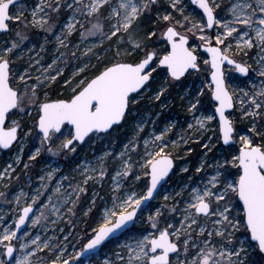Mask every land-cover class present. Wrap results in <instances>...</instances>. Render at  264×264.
<instances>
[{
	"label": "snow or ice",
	"instance_id": "6c2138e0",
	"mask_svg": "<svg viewBox=\"0 0 264 264\" xmlns=\"http://www.w3.org/2000/svg\"><path fill=\"white\" fill-rule=\"evenodd\" d=\"M188 2L196 7L198 16L187 10L185 0H165L167 6L163 8L161 0H36L30 9L23 0H0V34H12L0 42V150L18 146L17 164L29 137L38 140L28 156L30 161L44 151L53 157L74 154L86 139L105 138L121 125L131 106L160 76L163 83L153 97L157 101L171 82L201 72L210 74L207 92L201 88L195 95L185 94L189 96L187 111L194 121L187 125L191 135L181 137L185 143H199L211 132L209 142L202 145L204 149L211 150L214 137L223 145L235 144L236 129L230 118L233 113L228 110L236 108L237 100L241 119L250 121L247 134L239 135L235 153L210 165L212 174L202 186L189 185L174 195H164V201L171 203L149 211L144 221L146 232L130 236V242L119 245L121 250L113 253L115 259L105 258L102 264H257V256L264 260V84L253 91L239 89L237 95L227 83L230 72L249 75L251 66L235 56H248L253 48L259 49L257 74L264 77V0H228L224 15L218 11L224 0ZM63 16L66 19L62 20ZM145 16L153 23L142 30L140 22ZM31 31L43 34L41 52L47 51L45 46L54 40L56 48L50 63L42 64L40 53L31 56L35 46H25ZM74 35H78L79 43L72 39ZM90 38L95 40L82 50L81 44ZM193 39L198 43L190 44ZM113 48V58L105 60L103 53ZM25 51L29 53L27 67L18 68L17 61L24 59ZM93 58L95 64L91 63ZM68 59L80 62L65 78L60 65L67 66ZM58 78H64L70 95L53 99L50 88ZM204 95L212 105L210 113L202 107L200 97ZM13 115L32 117L27 130L21 120L10 119ZM143 131L140 122L118 154L106 152L95 165H77V169H83L86 185L94 179L90 173L100 180L107 175L106 157L120 162L111 177V206H105L100 221L95 227L88 225L82 236L74 237L70 231L54 242L52 237H33L30 231L18 235L29 220L35 228L49 221L51 214L57 217L51 220L56 224L63 218L62 208L71 224L79 195L86 191L80 184H70L72 191L65 192L63 200L57 196L53 203V197L48 196L38 215L30 216L42 194L39 190L31 202L24 199L23 191L6 200L15 204V218L9 223L0 215V264H93L89 254L138 221L173 168L165 140L170 127L151 140L140 136ZM141 140L143 155L133 161L132 154H140ZM171 143L175 146L177 142ZM137 165L146 178L144 190H122V181L130 175L141 179L140 174L133 173ZM28 167L25 163L24 168ZM10 170L15 171L12 164L0 172V180ZM203 170V163L196 168L197 173ZM57 171L58 167H53L47 180L51 181ZM60 187L58 183L54 192L60 193ZM5 195L0 191V197ZM91 211L89 207L84 216ZM59 231L63 233L64 229ZM74 238L76 244L71 243Z\"/></svg>",
	"mask_w": 264,
	"mask_h": 264
},
{
	"label": "rangeland",
	"instance_id": "374dc122",
	"mask_svg": "<svg viewBox=\"0 0 264 264\" xmlns=\"http://www.w3.org/2000/svg\"><path fill=\"white\" fill-rule=\"evenodd\" d=\"M29 7L34 5L36 0H23ZM185 3L188 4V11L195 12L197 16L199 15L198 10L195 6L191 5L188 0H185ZM228 0H224L222 9L220 11L221 15L225 14L226 6ZM161 6L166 7L165 0H161ZM79 18V17H78ZM66 19V16L61 18ZM148 22V25H146ZM141 23V29L143 30L145 26H152L153 21L149 19L148 16H145ZM30 36V41L25 42L27 48H32L35 46V50L31 52V56L36 57L37 53H40V56L43 57L41 63L46 65L51 62L52 56L54 54L56 44L53 42L47 44L45 47L47 51L41 52L39 45L44 43L43 34H37L35 31L27 33ZM12 34L4 35L0 34V42L10 39ZM74 41L79 43L78 35H74L72 38ZM95 40V38H90L86 43L81 44V49L90 46V44ZM198 43L195 39L191 40V44L194 45ZM107 48V42L105 43ZM233 49H235V42H233ZM113 51H107L103 53L105 60H111L113 58ZM259 52L258 48H253L249 51L248 56H244L242 53L235 56L237 61H245L248 65L251 66L250 73L247 77H242L236 72H230L228 75L227 83L229 85L230 91H236L237 95H240L239 89H244L246 91H253L254 87L258 88L264 84V77H260L257 74L258 64H257V53ZM24 59L18 60L16 67L24 68L28 64L29 53L25 51L23 53ZM84 59L83 57L81 58ZM80 61H75L68 59L67 66L61 64L60 66L64 68V77H70L74 71L75 65ZM91 63L95 64V58L92 59ZM35 74V73H34ZM209 73L201 72L200 74H194L191 76H186L177 82H171L167 85V92L161 97L160 100H155L154 93L158 87L163 83V76L158 77L154 82H151L149 90L145 91L143 96L139 98L138 103L131 106L129 114L126 116L123 123L119 126L114 127L110 134L103 139L93 138L87 140L86 142L77 146L76 153H68L67 156L60 155L53 157L51 154L46 151L42 152L35 161H30L28 156L31 151L34 150L35 146H38V140L29 137L25 146L24 151L21 154V162L19 164L15 163V157L18 153V146H14L12 149L3 152L0 150V172H3L8 164H12L15 171L9 172V175L5 176L0 180V191L5 192V197H0V215L5 216V218L11 223L12 219L15 218V214L12 209L15 207V204H9L6 202L13 200V198L23 191L26 196L24 199H27L28 202H31V197L36 195L37 190L42 194L40 195L37 204L34 206L35 212L34 215L39 214L40 205L42 203H47V197H53V203L57 202V196L63 200V194L65 192H71L72 188L69 187L71 184L72 187H75L77 184L83 186L86 191L80 193L79 201L76 209V215L72 217L71 224L68 223L69 217L65 214L66 209H61L62 219L57 220L56 224H52L51 220H56L55 215H49V221L42 222L41 226L31 227V222L29 221L26 228L20 233L23 235L24 231H30L31 235L34 237L39 234L42 239L46 237H52L54 242H58L63 239V236L72 232L74 237L82 236L83 230L91 225L95 227L96 224L100 221L103 210L105 206H111V197L113 193V182L111 177L115 175L116 169L119 167V159H112L111 157H106L105 167L107 169V175L100 180L95 177L94 173H90L94 176V179L89 180L86 185L83 184L84 175L82 174V167L77 169V165H83L90 163L92 165L96 164L97 158L104 155V153H112L113 155L118 154L123 150V145L131 139L135 133L136 126L138 123L142 122L144 131L140 133L145 139H152L153 135H158L166 127H170L165 135V140L169 143V147L166 149L171 153L173 159H175L174 173L169 177L168 183L165 184L162 189L159 191L158 196L150 202L146 207V210L143 213L139 214V219L135 223V226L128 230L125 234L119 238L108 242L103 249L96 255H92L93 264H102L105 258L115 259L113 256L114 252L120 251L121 248L119 245L130 242L129 237L133 235H140L145 233L147 230V224L144 222L146 216L149 214V211L154 212L157 207L162 204H170L171 200L164 201V195H174L175 192L180 191L186 186H202V181L212 174V168L210 165L214 164L217 159L222 158L223 156L231 157L238 148V138L239 135L247 134L248 129L251 127L250 121L248 119H241V113L237 109L239 108V102L236 101V108L233 109L230 113L233 115L230 117L233 119L234 127L236 129V143L230 147L223 145L222 140L218 137H214L211 141V150L204 149L202 145L208 143V136H212L211 132H208L200 140L199 143L189 141L187 143L181 139H187L191 135L187 129L188 123H194L191 118V115L187 111V100L189 96L185 95L186 93H191L195 95L201 88L207 92L208 90V81ZM64 78H58L57 82L53 83L50 88V95L52 89L57 90V96L59 98H65L70 95L69 87L65 86L63 83ZM54 87V88H52ZM184 99H181V97ZM202 101V107L206 113L212 111V105L209 102L207 95L200 97ZM34 116V113H33ZM11 119L21 120L22 124L27 130V126L31 124V116H19L13 115ZM215 126V122L213 124ZM21 135H23L21 133ZM172 141H176V145H172ZM59 143V141L57 142ZM141 148L139 150L140 154H132L133 161H139L141 155H143V141H140ZM27 163L29 167L24 168V164ZM204 164V170L197 173L196 168L201 164ZM53 167H58L53 179L51 181L47 180V173L52 170ZM187 168L188 171L184 172L182 169ZM133 173L140 174L138 171V165L133 168ZM139 181L135 180V175H130L125 178L123 183L122 190H131L136 191L144 190L143 184L146 180L142 174ZM44 176L45 180H41L40 177ZM67 177V180L63 179ZM60 184V193H55L54 189L57 184ZM47 185V187H42V185ZM8 185V187H4ZM95 194V195H94ZM95 199V205L93 206L92 201ZM178 199V198H177ZM89 207H92V211L86 217L84 212L88 210ZM167 215V213H165ZM179 218V217H177ZM211 225H209L210 227ZM63 228L64 232L61 233L59 229ZM55 229V231H53ZM90 230V229H89ZM72 244H76V239H72ZM77 250L79 245H76ZM73 249L70 247L69 252H72ZM87 259V258H86ZM257 264H264L259 256H257Z\"/></svg>",
	"mask_w": 264,
	"mask_h": 264
},
{
	"label": "water",
	"instance_id": "95a60500",
	"mask_svg": "<svg viewBox=\"0 0 264 264\" xmlns=\"http://www.w3.org/2000/svg\"><path fill=\"white\" fill-rule=\"evenodd\" d=\"M190 44H191V41H190ZM238 75H240V76H242V77H245V76H243V75H241V74H239L238 73ZM183 78H185V77H182L181 79H183ZM209 78H210V76H209ZM233 109H230V110H228V112H231ZM227 114V113H226ZM123 123V122H122ZM121 123V124H122ZM112 130H110V132H111ZM223 143V142H222ZM15 146V145H14ZM13 146V147H14ZM224 146H226V145H224ZM226 147H230V146H226ZM2 151H4V152H6V151H8V150H2ZM173 159V158H172ZM174 167H175V159H173V168H172V170L170 171V173H169V175H168V177H166L165 178V180L164 181H162L161 182V184L160 185H158V188H157V192L156 193H154V199L158 196V194L160 193L159 191L162 189V187L165 185V184H167L168 183V179H169V177L174 173ZM154 199H152L150 202H152ZM150 202H149V204H150ZM148 206V205H147ZM146 206V207H147ZM34 212H35V208H34ZM34 212L32 213V214H30V216L31 215H34ZM30 221V220H29ZM29 221L26 223V225L25 226H22V228H21V230H20V232L18 233V235H20V233L26 228V226L28 225V223H29ZM135 226V224H132V223H130L129 225H128V228L127 229H125L123 232H117L116 234H114L108 241H106L99 249H97L94 253H90L89 255H96V254H98L102 249H103V246H105L108 242H110V241H112V240H115V239H117V238H119L120 236H122L123 234H125L128 230H130V229H132L133 227ZM87 258V256L84 258V259H86Z\"/></svg>",
	"mask_w": 264,
	"mask_h": 264
},
{
	"label": "trees",
	"instance_id": "16d2710c",
	"mask_svg": "<svg viewBox=\"0 0 264 264\" xmlns=\"http://www.w3.org/2000/svg\"><path fill=\"white\" fill-rule=\"evenodd\" d=\"M146 25H148V22H146ZM52 88H54V87H52ZM57 92H58L57 90L55 91L54 89H52L51 96L53 99L60 97V96H57ZM10 119H11V117H10Z\"/></svg>",
	"mask_w": 264,
	"mask_h": 264
}]
</instances>
